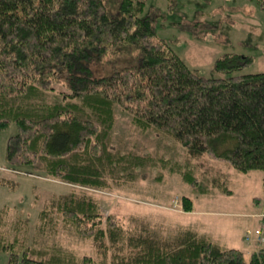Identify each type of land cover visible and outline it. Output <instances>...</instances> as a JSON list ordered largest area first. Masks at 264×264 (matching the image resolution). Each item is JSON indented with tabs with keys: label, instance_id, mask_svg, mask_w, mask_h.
I'll use <instances>...</instances> for the list:
<instances>
[{
	"label": "trees",
	"instance_id": "obj_1",
	"mask_svg": "<svg viewBox=\"0 0 264 264\" xmlns=\"http://www.w3.org/2000/svg\"><path fill=\"white\" fill-rule=\"evenodd\" d=\"M108 1L0 0V129L17 127L8 139V160L87 187L137 181L158 164L149 152L112 142L120 107L141 131H162L191 158L207 159L200 162L207 170L221 163L242 172L264 169V71L235 74L253 57L225 53L214 69L226 75L205 76L157 35L152 16L142 14L145 0H120L115 12ZM125 45L138 48V64L90 74L88 63L107 61ZM180 167L173 170L195 191H210L195 163ZM182 199L191 210L192 199ZM95 202L70 193L63 210L102 250L105 243L128 241L130 253L113 264H264V246L247 254L191 226L179 225L166 238L146 229L128 239L122 220L104 217ZM3 252L7 264H100L59 249L38 257L15 235L0 239Z\"/></svg>",
	"mask_w": 264,
	"mask_h": 264
},
{
	"label": "rangeland",
	"instance_id": "obj_2",
	"mask_svg": "<svg viewBox=\"0 0 264 264\" xmlns=\"http://www.w3.org/2000/svg\"><path fill=\"white\" fill-rule=\"evenodd\" d=\"M119 2L109 0L110 10L115 12ZM142 14H150L157 35L205 76L226 75L216 71L214 65L217 58L228 52L253 57L249 65L235 74L264 71L261 0H145ZM139 60L138 48L125 45L109 60H94L88 67L91 75L103 76L138 64ZM116 114L112 133L116 147L141 154L149 152L158 166L137 181L110 180L105 188L71 184L35 166L11 163L7 158L8 139L17 127L12 124L0 129V239L18 236L32 253L38 252V257L47 258L59 249L77 256H92L100 264L122 260V255L130 253L128 241L117 245L105 243L107 249L102 250L94 236L80 233L65 214V196L74 193L95 200L104 217L114 215L121 219L128 239L146 229L153 237L166 238L179 225H185L247 254L257 249L258 245L245 238V233L256 230L262 220L258 214L264 211V169L242 172L221 163L214 165V170H207L200 163L207 159L191 158L187 148L172 136L153 128L141 131L120 107ZM188 160L195 163L202 182L211 186L208 193L195 191L179 170H173ZM218 176L224 186L218 182ZM183 196L192 199L191 210L185 209ZM119 247L124 248L119 251ZM5 253L0 255V264L8 262Z\"/></svg>",
	"mask_w": 264,
	"mask_h": 264
},
{
	"label": "built area",
	"instance_id": "obj_3",
	"mask_svg": "<svg viewBox=\"0 0 264 264\" xmlns=\"http://www.w3.org/2000/svg\"><path fill=\"white\" fill-rule=\"evenodd\" d=\"M258 216L262 219L260 225L253 232H246L245 238L254 240L258 246H264V211L259 213Z\"/></svg>",
	"mask_w": 264,
	"mask_h": 264
}]
</instances>
